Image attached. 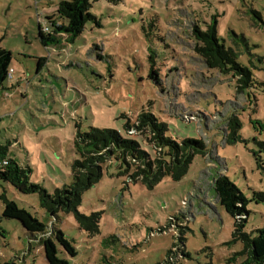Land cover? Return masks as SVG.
<instances>
[{
	"label": "rangeland",
	"instance_id": "obj_1",
	"mask_svg": "<svg viewBox=\"0 0 264 264\" xmlns=\"http://www.w3.org/2000/svg\"><path fill=\"white\" fill-rule=\"evenodd\" d=\"M59 1L0 0V47L11 52L14 69L13 80L0 86V144L29 167V180L48 192L70 183L77 129L126 135V119L135 123L141 110L156 114L176 140H202L206 153L193 157L180 180L165 176L152 188L120 173L115 158L105 160L77 206L82 214L100 213L98 233L88 235L72 212H59L55 225L77 255H57L68 264H254L232 239L233 219L213 183L225 175L244 194L243 231L255 235L264 223V201L254 199L264 194V0H98L89 11L99 26L89 20L72 42L65 36L45 47L38 23L56 17ZM210 29L250 71L248 86L229 69L208 66L197 51L204 46L198 36ZM151 53L157 81L149 77ZM38 57L46 58L39 70ZM232 118L240 127L230 141ZM2 191L49 223L37 194L0 181ZM2 209L0 201V264H48L43 247L28 241L20 223L1 217Z\"/></svg>",
	"mask_w": 264,
	"mask_h": 264
},
{
	"label": "trees",
	"instance_id": "obj_2",
	"mask_svg": "<svg viewBox=\"0 0 264 264\" xmlns=\"http://www.w3.org/2000/svg\"><path fill=\"white\" fill-rule=\"evenodd\" d=\"M98 0H61L56 6V17L46 16V21L56 19L58 25L54 26L52 33H45L38 23V38L40 43L47 47L55 45L67 37L68 42L78 36L89 20H98L90 13L93 2ZM116 4L119 0H105ZM54 14V13H52ZM257 18H261L259 12H254ZM264 25V22H262ZM204 46L197 48L200 55L206 60L207 65L218 69H229L235 75L240 76L241 87L249 85L250 71L241 66L235 57L232 48L220 44L215 32L211 29L206 35L198 36ZM211 42L212 46L208 43ZM150 52V51H149ZM153 53L149 54V77L158 80V72L154 69L155 60ZM11 52L0 47V86L7 80V71L11 67ZM45 57L37 58L38 70L44 64ZM127 118L126 115H121ZM240 122L232 118L229 124L227 140H234ZM126 135L115 129L89 128L80 132L77 129L73 146L77 157L71 162V182L62 187H54L48 192L38 183L29 180V167L20 165L14 158L8 155V143L0 144V181L8 183L15 190L23 194H37L39 206L50 218L49 223H43L32 216L26 209L19 207L13 200L8 199L4 191L0 192V201L3 204L1 217L15 220L20 223L28 241H36L43 247V255L48 264H68L65 258L57 255L58 250L62 254L75 257L77 250L72 241L67 239L62 230L57 227L59 212H72L73 217L81 230L88 235H94L99 231L100 213L91 212L82 214L77 211L82 193L96 184L102 176V163L107 159L115 158L123 168L120 173L127 175L132 181H141L152 188L165 176L173 180H180L187 172L188 167L196 154L205 155L206 148L202 140L185 137L176 140L168 134V125L159 120V117L149 110H141L135 123L130 124L126 119L124 124ZM128 129H134L139 136V141L130 136ZM229 141V142H230ZM148 146L151 152L146 150ZM264 144H260V147ZM6 161V164L3 162ZM213 189L218 203L233 219L232 239L241 241L242 252L247 251L250 261L254 264L264 263V223L262 227L250 233L244 232V223L249 217L247 199L239 188L225 175H219L214 179ZM254 199L264 201V194H254ZM170 220V219H169ZM54 221V222H53ZM180 239H184L180 237ZM1 264H16L14 260L4 261Z\"/></svg>",
	"mask_w": 264,
	"mask_h": 264
},
{
	"label": "built area",
	"instance_id": "obj_3",
	"mask_svg": "<svg viewBox=\"0 0 264 264\" xmlns=\"http://www.w3.org/2000/svg\"><path fill=\"white\" fill-rule=\"evenodd\" d=\"M42 30L47 34V33H52L54 26L58 25V22L56 19H51L50 21H44L41 24ZM13 68L10 67L7 71V80L12 81L13 80ZM6 164V161L3 162Z\"/></svg>",
	"mask_w": 264,
	"mask_h": 264
},
{
	"label": "crops",
	"instance_id": "obj_4",
	"mask_svg": "<svg viewBox=\"0 0 264 264\" xmlns=\"http://www.w3.org/2000/svg\"><path fill=\"white\" fill-rule=\"evenodd\" d=\"M12 67V66H11ZM14 70V69H13Z\"/></svg>",
	"mask_w": 264,
	"mask_h": 264
}]
</instances>
